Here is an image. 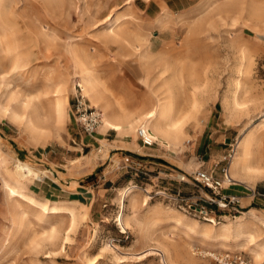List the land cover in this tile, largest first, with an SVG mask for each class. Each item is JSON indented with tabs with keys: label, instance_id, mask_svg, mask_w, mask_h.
Returning <instances> with one entry per match:
<instances>
[{
	"label": "rangeland",
	"instance_id": "obj_1",
	"mask_svg": "<svg viewBox=\"0 0 264 264\" xmlns=\"http://www.w3.org/2000/svg\"><path fill=\"white\" fill-rule=\"evenodd\" d=\"M75 64L128 114L141 99L171 88L174 118L191 119L178 150L160 142L154 149L174 166L166 173L177 180H122L112 199L101 196L100 174L112 179L121 169L115 148L143 152L139 128L124 136L98 128L86 136L71 113L74 86L81 84L79 75L71 76ZM57 99L62 118L44 136L3 111L20 103L49 114ZM224 130L236 142L253 134L264 167V0H0V264H218L210 253L225 249L264 264V255L254 252L264 241V198L242 199L244 208L234 216L214 209L212 219L214 213L204 216L155 194L192 196L198 193L191 179L197 168L219 174L230 147L213 140ZM116 135L123 143L115 142ZM46 146L56 151L53 160ZM200 147L212 149L211 158ZM16 159L47 171L51 180V173L76 180L69 187L76 193L56 201L29 192L31 182L17 186L11 170ZM249 177L252 183L245 185L258 191L264 172ZM4 183L22 197H9ZM129 188L133 206L123 194ZM43 205L58 211L45 214Z\"/></svg>",
	"mask_w": 264,
	"mask_h": 264
},
{
	"label": "bare ground",
	"instance_id": "obj_2",
	"mask_svg": "<svg viewBox=\"0 0 264 264\" xmlns=\"http://www.w3.org/2000/svg\"><path fill=\"white\" fill-rule=\"evenodd\" d=\"M76 64L74 66L78 71L74 75L71 74V76L76 77V75H79L81 80V84H79L86 101L90 100L93 106H91L92 108H100L103 112L98 127L100 133H104L107 130H112L116 134L124 136L125 134L135 130V128L138 127L139 129L145 131L152 140L160 142L162 144L164 143L166 146H178L181 144L180 136L183 134L186 123L191 118L185 115L180 119L174 118L175 96L172 90H170V87L167 86L165 91H163V93L161 94L152 93L151 97L149 96L145 99H141L138 106L136 107V110L132 114H128L125 113V110L118 101H116L115 105L112 106L110 104V101L104 97L102 91L99 89L100 85L97 82L96 78L87 70L80 69ZM66 83L67 81L59 83L56 86V93L60 94L64 90V88H67L69 84H71V80H69V82L67 83L68 85ZM162 95L164 96L160 97ZM235 104L238 105L237 102H235ZM19 106L8 109L9 106L6 105L4 106L3 111H8L10 118L14 122L25 121V124L32 130V132L40 136H44L45 133L51 131V126H54L56 123H58L63 115V108L59 99L56 100L53 105V111L49 114L43 113L41 110V106L39 105L33 106L31 111H28L25 106ZM52 118L54 121L50 123V120H52ZM137 131L138 130H136V134ZM248 140H250V137L245 138L244 140L237 139V142L235 144L234 155L231 159V163L229 164V173L233 178L237 175L238 167L240 168V172L249 171V169L247 168V158L249 155L248 149L250 141ZM239 148H242V154H238ZM18 171L23 173L29 172L26 168L23 167V165H20V167H18ZM15 183L17 186H20L19 183ZM226 184L227 183L225 182L224 185ZM5 188L9 197H22V195L15 190L14 186L5 184ZM128 193L129 201L133 206L134 203H137L135 198L136 195L135 193L130 192V188L123 194L127 195ZM28 201L30 202V204L35 205V202L32 199H28ZM121 203H123L122 200ZM142 205L146 207L147 201L145 200L144 202H142ZM42 210L45 214H55L58 211L56 208L49 207L47 205H43ZM241 218L242 217L237 218L235 220V224H239V219ZM207 220L213 222L211 219ZM121 221L122 218L120 217V225L122 224ZM189 264L192 263L190 262Z\"/></svg>",
	"mask_w": 264,
	"mask_h": 264
},
{
	"label": "crops",
	"instance_id": "obj_3",
	"mask_svg": "<svg viewBox=\"0 0 264 264\" xmlns=\"http://www.w3.org/2000/svg\"><path fill=\"white\" fill-rule=\"evenodd\" d=\"M148 8L149 5V1L145 2ZM115 133V132H114ZM220 134V133H219ZM247 135V133L245 134V136ZM116 138L118 141L115 142H122V136H118L116 135ZM121 140V141H120ZM104 142H106L105 139H103ZM250 145H249V149H248V158H247V168L249 169L248 172H240V168H237V175L233 178L231 176V178H233V180L236 182L235 185H231V186H225V188L223 189L224 193L227 194H239L244 192L245 189V184H250L252 183L251 179L249 176H252L253 178H257L262 172H264V167H262L260 164V159H258L257 154L254 152V148H255V139L253 134L250 136ZM157 142V141H155ZM213 142H217L219 143V145H223L225 147H230L232 146L235 142V135L230 132L227 133L226 130H224V132H221V135L218 136V139H216V141L213 140ZM132 145V144H131ZM204 145V143H203ZM139 149L145 153H139L136 151V149L134 148V146H131L132 148H115V151L117 153H115V155H120L122 158L124 156H129L131 157L135 162H137V167L140 168L138 169V173L135 176L133 174V171L131 170H126V169H116L113 172V178L110 179L109 177H106V175H104L103 173L100 174L99 176V180L102 182L101 185V189L100 191H102L101 196L102 197H106V195H110L109 197L111 198L114 192V189L117 188L116 185H120L118 183H120L122 180H152V179H156L158 180L159 178L163 177L165 178V180H177L178 178H172L171 179V174L166 173L167 169L170 170V168H173L174 166L169 163L165 156H163L160 152V150H156L153 147H142L140 145V143L138 144ZM57 147H60L59 145H57ZM168 148H171L173 150H178L179 148L176 146H167ZM46 149H48V146H46ZM200 149L205 152L204 154L207 155L209 154V157L211 158V150L212 149H203L202 147H200ZM228 150V149H226ZM201 151V152H202ZM209 151V153H208ZM130 153V154H127ZM152 152V153H150ZM207 152V153H206ZM242 148H239L238 150V154H242ZM47 154V153H46ZM256 155V156H255ZM54 156H56V151L54 149H48V158H51V160H53ZM255 156V157H254ZM254 157V164H252V158ZM12 174L13 177L15 179V182L19 183L20 186L24 185V184H28V190L29 192H31L32 194L38 196L39 198H43V199H55L56 201H60V200H67L70 199V197L76 193V192H71V189H69L70 184L73 182H76V180L73 179H62L60 177H57V174L54 175V173H51V175H53V177H56V180H51L49 179L47 174H49L47 171H41L37 168H35L34 166H32L31 164L25 162V161H21L16 159L15 161H12ZM53 164H58L53 162ZM20 165H23L24 168H26L29 172L28 173H23V172H19L18 171V167H20ZM200 167V166H199ZM202 167V166H201ZM205 169V168H204ZM210 169V168H209ZM209 169H205V170H209ZM230 172V171H229ZM38 174L43 175L45 178H38ZM158 174V176H157ZM231 175V174H230ZM1 180H7L6 178L2 177ZM34 180H38V181H34ZM81 181V180H80ZM117 181V183L115 184V182ZM168 183V182H167ZM7 183H4V185ZM251 185V184H250ZM256 185L258 186V191L261 193H264V181L259 180L258 183H256ZM83 186V185H81ZM5 188V186H4ZM177 188V189H176ZM180 190L178 186H176V184H174V190ZM6 190V188H5ZM97 196L99 195V193L96 194ZM112 199V198H111ZM246 213H242V215L240 217H242L243 215H245ZM237 217V218H240ZM236 218V219H237ZM259 230H261V227H258ZM258 230V231H259ZM249 238L250 239H254V235L253 234H249ZM264 239V237H263ZM264 246V241H262L261 243H259L257 246L259 247L258 249H260V251L255 250L254 252L259 253L260 255H264V252L262 250V248L260 247V245ZM253 252V253H254Z\"/></svg>",
	"mask_w": 264,
	"mask_h": 264
},
{
	"label": "built area",
	"instance_id": "obj_4",
	"mask_svg": "<svg viewBox=\"0 0 264 264\" xmlns=\"http://www.w3.org/2000/svg\"><path fill=\"white\" fill-rule=\"evenodd\" d=\"M71 113L74 123L81 129L86 136H91L96 133L100 124V113L92 108L85 97L82 94V89L79 84L74 86V93L71 102ZM137 139L142 147H152L155 145V141L152 140L145 131L138 129ZM235 143L230 146L229 153L223 157L224 162H227L225 166L219 169V174L216 168L211 170H204L197 168L193 172L191 179L194 181L192 184L197 188L198 193L192 196L184 197L179 191L174 193H166L164 190H158L155 194L162 195L170 201L177 204L186 206L189 210L208 216L213 214L215 219V210L226 211L230 214H239L242 205V199L250 198L252 202L255 198H264V193L256 191L245 185L244 192L239 194H227L223 192L225 186L235 185V181L231 178L229 173V164L234 155ZM121 169L131 170L136 176L138 173L137 162L131 157L124 156L120 165ZM227 183L224 185V183ZM136 186V185H133ZM196 190V191H197ZM208 218V217H204ZM211 256L217 261L218 264H252L251 259L241 251L225 249L222 252L210 253Z\"/></svg>",
	"mask_w": 264,
	"mask_h": 264
}]
</instances>
